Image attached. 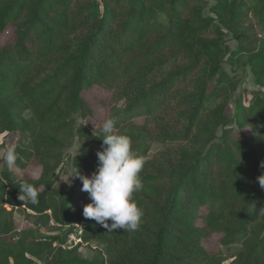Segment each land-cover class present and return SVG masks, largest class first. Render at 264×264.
<instances>
[{"label":"trees","instance_id":"16d2710c","mask_svg":"<svg viewBox=\"0 0 264 264\" xmlns=\"http://www.w3.org/2000/svg\"><path fill=\"white\" fill-rule=\"evenodd\" d=\"M71 2L0 0V37L8 28L16 27L0 46V134H20L22 146L31 148L41 167L39 180L26 177L14 181L9 172H0V264H101L79 257L75 250L63 249L65 238L78 225L80 242L110 246L115 257L108 264H264V189L257 180L264 168L256 159L251 140L244 139L233 148L216 144L201 159L202 163L218 159L222 172L217 182L205 178L196 165L177 173L165 203L154 205L148 213V226L143 216L137 231L108 233L83 216L84 205L71 212L75 188L82 187V182L73 178L70 192L64 194L52 179L62 164L64 149L77 137L79 153L70 159V164L82 175L97 170L96 153L102 151V132L94 134L84 125L75 126V116H91L82 93L93 85L111 88L120 76L133 77L162 48L156 44L150 52L138 55L135 49L142 39L138 34H132L131 40L121 46L109 43L101 20L93 27V17L78 19L70 11ZM172 3L176 11L183 12L188 7V0ZM148 23L135 10L126 22L134 31ZM88 26L87 38L77 42L55 68L49 66L64 53L67 40ZM177 79L176 74H169L147 91L131 96L124 112H152ZM25 113L27 119L23 117ZM249 114L264 133V103L249 109ZM146 153L143 151L141 156ZM141 178L144 185L157 176ZM24 182L35 186L38 203L18 199L19 186ZM183 196L190 206L181 202ZM136 203L141 207L138 200ZM200 208L207 212L201 225H197L196 212ZM16 209L31 213L37 229L14 234L11 212ZM50 224L64 229L63 233L40 236L39 230L50 229ZM215 234H223L221 247L240 245L242 250L230 254L227 263L218 261L216 253L202 247V242ZM12 235L15 240L5 239Z\"/></svg>","mask_w":264,"mask_h":264},{"label":"rangeland","instance_id":"374dc122","mask_svg":"<svg viewBox=\"0 0 264 264\" xmlns=\"http://www.w3.org/2000/svg\"><path fill=\"white\" fill-rule=\"evenodd\" d=\"M172 1L72 0L70 6V11L78 19L93 17V27L97 20H101L103 34L108 35L111 44L121 46L131 40L132 34H138L142 38L135 49L138 55L150 52L156 44L162 46L161 51L143 64L133 77L120 76L111 88L93 85L84 91L81 98L91 116L74 118L76 128L84 125L94 134L101 132L104 120L114 118L115 130L131 138L132 148L138 155L147 150L140 175H156L157 179L144 183L143 189L133 194L144 211L146 227L151 220L148 213L154 205L165 203L177 173L196 165L205 178L219 181L222 166L218 159L201 161L212 146L233 148L235 143L251 140L256 159L260 164L264 162V133L249 114V109L264 103V12L260 13L264 0H188V7L183 12L176 11ZM134 10L141 12L144 20H149L140 31H134L126 24ZM90 27L69 38L64 53L49 66L55 68L59 65L77 42L84 36L87 38ZM15 28L4 32L0 46ZM169 74H176L178 79L155 110L148 113L140 110L130 115L124 112L131 96L147 91ZM23 117L27 119L28 113ZM0 145V172H9L14 181L26 177L41 178V167L31 148L22 146L20 134H0ZM79 147L75 137L62 153V164L52 174L55 187L64 194L70 192L73 184L70 159L79 153ZM9 149H14L18 160L11 168L3 160ZM90 202L88 193L76 187L70 210L74 212L79 205ZM181 202L191 205L186 196ZM206 212V208L198 209L197 225H201ZM30 215L19 209L11 212L14 234L37 229L35 219ZM76 228L65 238L63 249L75 250L79 257L95 259L101 264H108L115 257L110 246L101 242H80L81 225ZM63 231L50 224V229L39 230V235L53 236ZM106 231L113 234L120 230ZM222 236H210L202 242V247L216 253L218 261L227 263L229 255L241 251L242 247H221L219 240ZM5 239L15 240L16 237L12 235L11 239ZM37 264L43 263L37 261Z\"/></svg>","mask_w":264,"mask_h":264},{"label":"clouds","instance_id":"9594fccd","mask_svg":"<svg viewBox=\"0 0 264 264\" xmlns=\"http://www.w3.org/2000/svg\"><path fill=\"white\" fill-rule=\"evenodd\" d=\"M115 129L114 118L104 120L101 125L102 151L96 153L99 162L97 170L91 176H85L74 166L70 177L80 179L81 191L87 192L91 200L83 206L82 214L85 218L94 220L108 231L134 232L139 230L144 216L133 194L143 189L140 173L145 159L133 150L131 138ZM16 159L14 149H9L3 157L9 168L15 166ZM261 166L264 167V162ZM257 180L264 189V174L257 177ZM38 196L35 186L27 182L20 184V201L36 204Z\"/></svg>","mask_w":264,"mask_h":264}]
</instances>
